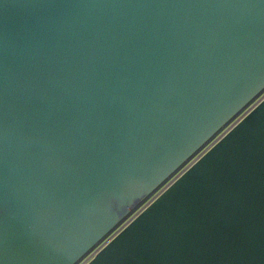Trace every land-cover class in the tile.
Masks as SVG:
<instances>
[{
	"label": "water",
	"instance_id": "1",
	"mask_svg": "<svg viewBox=\"0 0 264 264\" xmlns=\"http://www.w3.org/2000/svg\"><path fill=\"white\" fill-rule=\"evenodd\" d=\"M263 93L264 0H0V264H77L212 140L88 264H264Z\"/></svg>",
	"mask_w": 264,
	"mask_h": 264
},
{
	"label": "built area",
	"instance_id": "2",
	"mask_svg": "<svg viewBox=\"0 0 264 264\" xmlns=\"http://www.w3.org/2000/svg\"><path fill=\"white\" fill-rule=\"evenodd\" d=\"M264 99V93L251 104L243 113L236 118L239 121L248 112H250L259 102ZM233 124V123H232ZM228 128L225 129V131ZM224 131V132H225ZM223 132V134H224ZM216 140H212L209 144L200 149L181 169H179L171 178H169L153 195L137 207L123 222L111 231L98 245H96L84 258L77 264H88L112 239H114L123 229H125L132 221H134L151 203H153L167 188H169L178 178H180L189 168H191L212 146Z\"/></svg>",
	"mask_w": 264,
	"mask_h": 264
}]
</instances>
